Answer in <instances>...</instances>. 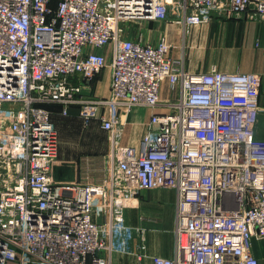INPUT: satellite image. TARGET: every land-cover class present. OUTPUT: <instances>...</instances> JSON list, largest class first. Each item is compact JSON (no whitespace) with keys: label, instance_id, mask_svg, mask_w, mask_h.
I'll return each instance as SVG.
<instances>
[{"label":"built area","instance_id":"built-area-1","mask_svg":"<svg viewBox=\"0 0 264 264\" xmlns=\"http://www.w3.org/2000/svg\"><path fill=\"white\" fill-rule=\"evenodd\" d=\"M214 14L256 19L264 0H0V264H110L114 251L143 262L147 244L133 249L125 212L154 189L176 193L177 247L152 264H259L261 76L192 73L165 41L127 38V24L191 27ZM107 67L109 94L83 95ZM164 84L175 101L162 99ZM49 105L63 116L77 106L85 126L98 121L110 135L109 153L81 158L76 184L52 178L59 133ZM135 108L154 112L140 143L123 145Z\"/></svg>","mask_w":264,"mask_h":264},{"label":"crops","instance_id":"crops-1","mask_svg":"<svg viewBox=\"0 0 264 264\" xmlns=\"http://www.w3.org/2000/svg\"><path fill=\"white\" fill-rule=\"evenodd\" d=\"M127 38L157 45L165 41L170 46V57L182 62L184 68L192 73L207 72L213 68L223 73H257L262 78L260 88V109L255 124L256 138L264 141V15L250 19L247 15L223 17L214 14L209 23L185 27L178 22L146 21L141 25L127 24ZM97 51H104L98 49ZM110 69L105 68L100 76L85 88L83 95L92 98L106 97L109 94ZM76 85H83L78 76L73 79ZM94 91V94H93ZM100 96V97H99ZM179 91H171L168 84L162 88V99L175 101ZM54 121L59 129L58 160L68 165L72 176L63 180L52 178L59 184H76L79 180L80 160L87 155H105L110 150V135L101 129L98 121L86 128L80 127L79 108L73 106L64 121L59 114L62 107H51ZM152 108H135L123 117L124 126L121 138L123 145H138L147 131ZM69 139L68 146L65 144ZM69 148V151L67 150ZM177 196L172 190L154 189L144 191L137 201L138 206L125 212L128 226L134 229L135 249L144 237L148 247L147 257L138 261L135 253L114 251L111 257L100 252L101 258H110V264H152L155 256L173 258L176 254L177 237L176 212ZM184 241V237L182 238ZM252 253L264 264V239L252 240Z\"/></svg>","mask_w":264,"mask_h":264},{"label":"rangeland","instance_id":"rangeland-1","mask_svg":"<svg viewBox=\"0 0 264 264\" xmlns=\"http://www.w3.org/2000/svg\"><path fill=\"white\" fill-rule=\"evenodd\" d=\"M100 76V75H99ZM99 76H97L96 77V79L99 77ZM95 79V80H96ZM95 80H94V83H95ZM93 94H94V91H93ZM100 97V96H99ZM60 114V113H59ZM61 117L63 118L62 120L64 121V119L66 118L65 116H63V115H61ZM52 121H53V123L55 124V126H56V128H57V130H58V133H59V129H58V126H57V124L55 123V121H54V116L52 115ZM83 127V128H86L84 125H83V119L81 118V120H80V127ZM59 135H60V133H59ZM68 141H69V139L67 138L66 139V142H65V144L68 146ZM70 142V141H69ZM71 143V142H70ZM67 150L69 151V148H67ZM88 156H90V155H88ZM57 163H59L57 166H56V169H55V171L52 169V172L55 174V176H59L60 178H62L63 180H67V179H69L71 176H72V173H70V172H72V170L71 169H69L68 168V165H65L64 164V162L63 161H61V160H58V162ZM53 166H54V164H53ZM183 237H184V243L186 244V235H183ZM182 237V238H183Z\"/></svg>","mask_w":264,"mask_h":264},{"label":"trees","instance_id":"trees-1","mask_svg":"<svg viewBox=\"0 0 264 264\" xmlns=\"http://www.w3.org/2000/svg\"><path fill=\"white\" fill-rule=\"evenodd\" d=\"M51 107H55V105H53V106H51V105L47 106L48 109H51ZM57 107H60V106H57Z\"/></svg>","mask_w":264,"mask_h":264},{"label":"bare ground","instance_id":"bare-ground-1","mask_svg":"<svg viewBox=\"0 0 264 264\" xmlns=\"http://www.w3.org/2000/svg\"><path fill=\"white\" fill-rule=\"evenodd\" d=\"M184 242V241H183Z\"/></svg>","mask_w":264,"mask_h":264}]
</instances>
